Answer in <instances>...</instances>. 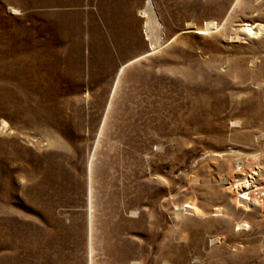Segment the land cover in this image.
Segmentation results:
<instances>
[{
	"label": "rangeland",
	"instance_id": "obj_1",
	"mask_svg": "<svg viewBox=\"0 0 264 264\" xmlns=\"http://www.w3.org/2000/svg\"><path fill=\"white\" fill-rule=\"evenodd\" d=\"M261 134L264 0H0V264H264Z\"/></svg>",
	"mask_w": 264,
	"mask_h": 264
},
{
	"label": "bare ground",
	"instance_id": "obj_2",
	"mask_svg": "<svg viewBox=\"0 0 264 264\" xmlns=\"http://www.w3.org/2000/svg\"><path fill=\"white\" fill-rule=\"evenodd\" d=\"M142 14L146 18V26H147L146 28H152L154 26L159 25V23L155 17V14H154V6H153L152 1H148L146 7L142 10ZM213 25H210L209 27L212 28ZM249 30L251 33H254L253 32L254 30L252 27L249 28ZM152 48L154 49L156 47L153 46ZM144 56L145 55L137 57V58L133 59L131 62H133L139 58H142ZM124 68H125L124 66H122V68H120V70L118 72V76L121 75ZM260 107H261V105L259 104L257 107H255L253 109V111H257L258 109H260ZM2 123L5 126L4 122H2ZM259 137L264 138V134H261ZM257 156H259V155H257ZM213 157H215V155H213ZM244 165L246 167L245 176L242 179L234 182V186L232 183L228 188H226L228 193L231 195L232 205H233L234 209H236V210L239 209L240 206H242V209H244V210L246 208L251 207V206L253 207L254 205H260L262 208H264V184L261 182L259 177L256 176V175L260 174L261 169L259 168V166L255 167V168L251 167L252 166L251 162H246ZM222 184L227 185L228 184L227 179H223ZM185 210L188 212H191V213H197L198 208L196 207L195 204H192V205L187 206L185 208ZM215 213L220 214L221 211L217 210V211H215ZM221 215H219V216H221ZM241 225H242L241 222L237 223V226H241ZM213 241H217V239H214Z\"/></svg>",
	"mask_w": 264,
	"mask_h": 264
},
{
	"label": "snow or ice",
	"instance_id": "obj_3",
	"mask_svg": "<svg viewBox=\"0 0 264 264\" xmlns=\"http://www.w3.org/2000/svg\"><path fill=\"white\" fill-rule=\"evenodd\" d=\"M250 31V30H249Z\"/></svg>",
	"mask_w": 264,
	"mask_h": 264
}]
</instances>
